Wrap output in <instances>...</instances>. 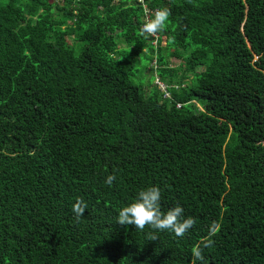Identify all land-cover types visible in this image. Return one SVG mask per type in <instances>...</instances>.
<instances>
[{"label":"trees","instance_id":"16d2710c","mask_svg":"<svg viewBox=\"0 0 264 264\" xmlns=\"http://www.w3.org/2000/svg\"><path fill=\"white\" fill-rule=\"evenodd\" d=\"M144 5L171 10L154 36ZM151 186L195 219L183 238L117 223ZM197 246L195 264H264V0H0V264Z\"/></svg>","mask_w":264,"mask_h":264},{"label":"clouds","instance_id":"9594fccd","mask_svg":"<svg viewBox=\"0 0 264 264\" xmlns=\"http://www.w3.org/2000/svg\"><path fill=\"white\" fill-rule=\"evenodd\" d=\"M171 15L169 8L159 9L155 12L154 18L147 21L141 31L147 35L154 36L163 30L166 21ZM116 179L115 175H109L105 183L111 186ZM162 189L158 186H151L139 191L137 198L131 204L124 206L118 213L117 223L121 226H134L135 229L143 231L146 227L154 230L148 233V239L155 241L158 239L156 232L170 231L176 237L183 238L188 231L194 227L195 219L185 218L184 209L177 204L167 212L161 210ZM87 209V203L83 198L78 197L72 210L79 220ZM214 241L208 239L204 247H212ZM193 264L196 261H204L203 248L200 246L192 250Z\"/></svg>","mask_w":264,"mask_h":264},{"label":"rangeland","instance_id":"374dc122","mask_svg":"<svg viewBox=\"0 0 264 264\" xmlns=\"http://www.w3.org/2000/svg\"><path fill=\"white\" fill-rule=\"evenodd\" d=\"M169 63H170V66H179V60H177V59H175V58H170L169 59ZM145 78V82H147V83H149L150 81H151V77H147V76H145L144 77ZM155 84H158V86H160V89L162 90V91H164V89H163V86L161 85L162 83H160V81L159 80H156L155 81Z\"/></svg>","mask_w":264,"mask_h":264},{"label":"built area","instance_id":"2783aa9c","mask_svg":"<svg viewBox=\"0 0 264 264\" xmlns=\"http://www.w3.org/2000/svg\"><path fill=\"white\" fill-rule=\"evenodd\" d=\"M139 1L145 2V0H139ZM144 6H145V12H146L145 18H146V22H147L150 19H152V15L155 14V12L157 10L154 12V11L150 10L147 5H144ZM161 85L163 86L164 91H166V87L163 84H161ZM179 107H180V105H179Z\"/></svg>","mask_w":264,"mask_h":264}]
</instances>
